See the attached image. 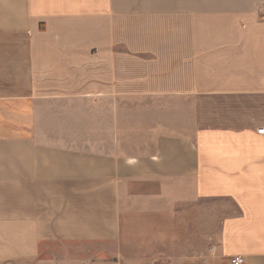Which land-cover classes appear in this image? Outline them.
Here are the masks:
<instances>
[{"label": "crops", "instance_id": "obj_1", "mask_svg": "<svg viewBox=\"0 0 264 264\" xmlns=\"http://www.w3.org/2000/svg\"><path fill=\"white\" fill-rule=\"evenodd\" d=\"M264 0H0V264H264Z\"/></svg>", "mask_w": 264, "mask_h": 264}, {"label": "built area", "instance_id": "obj_2", "mask_svg": "<svg viewBox=\"0 0 264 264\" xmlns=\"http://www.w3.org/2000/svg\"><path fill=\"white\" fill-rule=\"evenodd\" d=\"M263 13H264V11H263ZM257 133L259 135H264V129L258 130ZM242 263H243V258H241V257H236V258H233L231 260V264H242Z\"/></svg>", "mask_w": 264, "mask_h": 264}]
</instances>
